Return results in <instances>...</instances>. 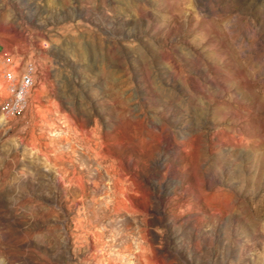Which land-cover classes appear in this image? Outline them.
Here are the masks:
<instances>
[{"label": "rangeland", "instance_id": "1", "mask_svg": "<svg viewBox=\"0 0 264 264\" xmlns=\"http://www.w3.org/2000/svg\"><path fill=\"white\" fill-rule=\"evenodd\" d=\"M0 264H264V0H0Z\"/></svg>", "mask_w": 264, "mask_h": 264}, {"label": "built area", "instance_id": "2", "mask_svg": "<svg viewBox=\"0 0 264 264\" xmlns=\"http://www.w3.org/2000/svg\"><path fill=\"white\" fill-rule=\"evenodd\" d=\"M35 65L30 63L19 73L6 72L5 77V112L19 115L30 109L29 94L34 87Z\"/></svg>", "mask_w": 264, "mask_h": 264}]
</instances>
